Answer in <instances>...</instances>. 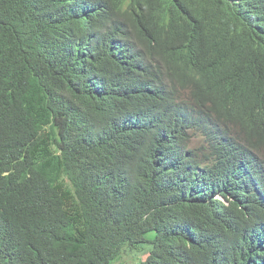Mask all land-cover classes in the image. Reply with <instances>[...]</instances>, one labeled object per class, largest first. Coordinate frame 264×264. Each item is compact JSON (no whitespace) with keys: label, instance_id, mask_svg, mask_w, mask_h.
<instances>
[{"label":"trees","instance_id":"obj_1","mask_svg":"<svg viewBox=\"0 0 264 264\" xmlns=\"http://www.w3.org/2000/svg\"><path fill=\"white\" fill-rule=\"evenodd\" d=\"M139 1L0 0V264H264V0Z\"/></svg>","mask_w":264,"mask_h":264},{"label":"clouds","instance_id":"obj_2","mask_svg":"<svg viewBox=\"0 0 264 264\" xmlns=\"http://www.w3.org/2000/svg\"><path fill=\"white\" fill-rule=\"evenodd\" d=\"M177 0H155L154 4L149 3L145 0H141L135 3L129 12V14H124L119 10L106 12L108 14H113L116 18H120L121 21H124L128 24L129 27L140 30L143 25L149 20L153 15V11L158 3L171 5ZM235 3L240 0H231ZM185 28L182 30V37L179 39V36L173 37V45L171 46L172 52L177 50L180 54V57H186L188 52L187 49L192 45V41L189 38V35L184 33Z\"/></svg>","mask_w":264,"mask_h":264},{"label":"rangeland","instance_id":"obj_3","mask_svg":"<svg viewBox=\"0 0 264 264\" xmlns=\"http://www.w3.org/2000/svg\"><path fill=\"white\" fill-rule=\"evenodd\" d=\"M141 255H142V258H144L146 256V253L143 252L141 253ZM120 261L124 262V264H134L135 259H134L133 254L129 253V254H123V257Z\"/></svg>","mask_w":264,"mask_h":264},{"label":"bare ground","instance_id":"obj_4","mask_svg":"<svg viewBox=\"0 0 264 264\" xmlns=\"http://www.w3.org/2000/svg\"><path fill=\"white\" fill-rule=\"evenodd\" d=\"M239 4H241V3H239Z\"/></svg>","mask_w":264,"mask_h":264}]
</instances>
